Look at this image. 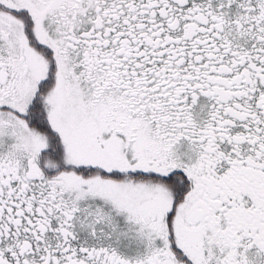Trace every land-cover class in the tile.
Instances as JSON below:
<instances>
[{
    "label": "snow or ice",
    "instance_id": "obj_1",
    "mask_svg": "<svg viewBox=\"0 0 264 264\" xmlns=\"http://www.w3.org/2000/svg\"><path fill=\"white\" fill-rule=\"evenodd\" d=\"M0 264H264V0H0Z\"/></svg>",
    "mask_w": 264,
    "mask_h": 264
}]
</instances>
